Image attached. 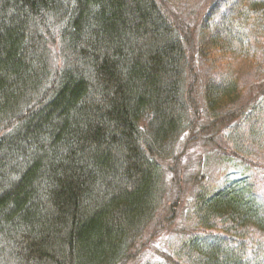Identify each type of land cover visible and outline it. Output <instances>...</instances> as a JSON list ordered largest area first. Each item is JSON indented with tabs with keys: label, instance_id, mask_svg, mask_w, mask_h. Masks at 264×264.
<instances>
[{
	"label": "trees",
	"instance_id": "1",
	"mask_svg": "<svg viewBox=\"0 0 264 264\" xmlns=\"http://www.w3.org/2000/svg\"><path fill=\"white\" fill-rule=\"evenodd\" d=\"M192 47L215 72L200 98ZM197 122L264 167V0H0V264H129ZM242 182L194 178L175 247L144 264H264Z\"/></svg>",
	"mask_w": 264,
	"mask_h": 264
},
{
	"label": "rangeland",
	"instance_id": "2",
	"mask_svg": "<svg viewBox=\"0 0 264 264\" xmlns=\"http://www.w3.org/2000/svg\"><path fill=\"white\" fill-rule=\"evenodd\" d=\"M193 38L198 40L197 36ZM188 48L190 49V45ZM192 52L194 59L191 63L195 69L194 73H197L198 82L196 85L194 81L187 84L188 87L195 86L194 91L200 98L202 85L207 77L215 72L201 59L194 47H192ZM251 71L252 68L245 63H241L236 69L241 81L246 84L251 81ZM200 126L201 122H197L191 132L183 135L178 142L174 159L165 162V201L157 214L158 216L156 215V219L149 225L140 239L135 250V256L130 258L129 264H144L145 259L159 260L164 257V253L175 247V243L172 241L176 237V231L186 224V211L189 198L195 187L194 178L196 177L205 175L206 179L217 185L224 182L230 183L234 180L244 181L242 182L243 185L253 189L256 195L260 197L259 200L264 202V167L234 159L229 160L227 154L223 152L225 141L215 135L213 143L205 142L199 134ZM195 135H198L196 140L194 139ZM255 160L264 164L262 157L255 158ZM246 233L254 234L251 230L246 231Z\"/></svg>",
	"mask_w": 264,
	"mask_h": 264
}]
</instances>
